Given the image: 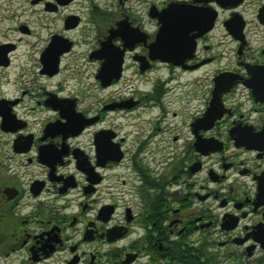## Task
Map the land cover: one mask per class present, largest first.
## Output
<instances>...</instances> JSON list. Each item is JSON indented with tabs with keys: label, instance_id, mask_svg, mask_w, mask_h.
<instances>
[{
	"label": "flooded vegetation",
	"instance_id": "af4514ba",
	"mask_svg": "<svg viewBox=\"0 0 264 264\" xmlns=\"http://www.w3.org/2000/svg\"><path fill=\"white\" fill-rule=\"evenodd\" d=\"M25 1L51 82L0 90V261L264 264V0Z\"/></svg>",
	"mask_w": 264,
	"mask_h": 264
},
{
	"label": "rangeland",
	"instance_id": "374dc122",
	"mask_svg": "<svg viewBox=\"0 0 264 264\" xmlns=\"http://www.w3.org/2000/svg\"><path fill=\"white\" fill-rule=\"evenodd\" d=\"M38 8V6L25 0H0V42H19V39H22L19 47L14 52L12 66L6 70H0V90L2 87L11 94H14L18 89L16 86L26 84L31 86L34 84V81H36V85L39 83L49 84L51 82L48 79L37 78L38 66H35V61L40 51L46 45L51 32L54 30L53 25L49 26L51 21L50 16L42 13V10L39 11ZM20 27L30 29L33 34L24 36L22 31H20ZM66 72L70 75V70ZM89 72L87 73V80L91 81L93 77ZM61 77L57 78V80H60ZM8 79H10V82H7ZM16 263L17 261L14 262V264ZM0 264L6 263L1 260Z\"/></svg>",
	"mask_w": 264,
	"mask_h": 264
},
{
	"label": "water",
	"instance_id": "95a60500",
	"mask_svg": "<svg viewBox=\"0 0 264 264\" xmlns=\"http://www.w3.org/2000/svg\"><path fill=\"white\" fill-rule=\"evenodd\" d=\"M34 1H36V0H34ZM165 22H168V21L165 19ZM170 22H174L173 25L177 26V20H173V21H170ZM171 31L176 32L177 30L176 29H172ZM169 41L171 42L173 40L170 39ZM159 44H160V42H159ZM8 47L9 46H7V45L0 46V53H2L3 55L6 54L7 51H8ZM175 48H176L175 45H170L169 46V52L167 54H169V56H172V53L175 52V50H172V49H175Z\"/></svg>",
	"mask_w": 264,
	"mask_h": 264
}]
</instances>
